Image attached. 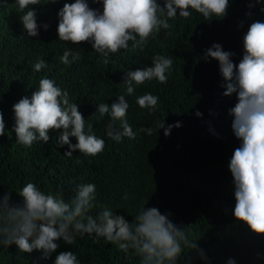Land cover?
<instances>
[{
  "label": "trees",
  "instance_id": "16d2710c",
  "mask_svg": "<svg viewBox=\"0 0 264 264\" xmlns=\"http://www.w3.org/2000/svg\"><path fill=\"white\" fill-rule=\"evenodd\" d=\"M48 2L41 0L43 6H32L38 24L50 25L47 31L41 27L38 37H29L23 30L15 0H8L7 6L0 8V110L6 123V134L0 138V196L12 191V200L21 202L15 192L32 182L45 193L63 192L68 200L81 183H93L97 202L129 222L140 206L146 205L158 208L162 214L171 212L174 223L190 227L209 260H201L196 250H185L181 264L187 259L191 264H228L230 258L236 264H264V239L252 234L233 215L235 186L229 163L241 141L233 133L229 109L235 106L237 97L235 93L223 95L219 62L204 57L205 49L220 43L225 51L236 53L232 60L238 65L244 51V34L255 20L264 22L261 5L250 9L251 0H230L228 16L223 20L205 21L195 12L188 20L178 15L170 21V37L165 39L162 30L143 50H133L130 42L129 50L111 56V62L105 65L91 44L77 46L58 40V10L74 0ZM158 2L163 5V0ZM89 4L103 11L102 4L92 0ZM249 11L253 13L251 18L246 15ZM241 21L243 28L239 27ZM161 41L166 47L160 46ZM66 48L80 51L83 59L70 67L61 64L59 57ZM157 53L174 61L167 84L153 80L136 86L128 96L123 82L127 71L152 66V57ZM38 59H44L48 67L34 72ZM44 76L69 92L70 102L78 104L86 124H91L94 133L106 141L101 154L87 157L77 150L67 157L64 153L68 146L56 144L55 131L50 132L46 144L34 142L26 148L17 143L12 106L24 96L30 98ZM149 92L160 101L151 114L136 104L138 96ZM117 95H125L130 105L127 119L133 131L151 127L152 135L138 133L135 140L124 138L120 143L107 137L110 117L98 120L96 106L117 102ZM197 111L203 115L198 117ZM177 122L182 126L173 128L167 137L164 129L157 127L158 123L167 127ZM70 139L77 143L75 137ZM125 194L127 199L122 198ZM100 210L95 208L91 214ZM57 243L59 248L47 260L40 259L39 251L23 253L16 245L0 246V264H54L61 251L73 252L81 264H139L138 257L126 256L95 234L77 236L74 245L62 239Z\"/></svg>",
  "mask_w": 264,
  "mask_h": 264
},
{
  "label": "clouds",
  "instance_id": "9594fccd",
  "mask_svg": "<svg viewBox=\"0 0 264 264\" xmlns=\"http://www.w3.org/2000/svg\"><path fill=\"white\" fill-rule=\"evenodd\" d=\"M59 2L49 0L48 4ZM15 3L23 30L29 37H38L41 27L45 31L49 29L47 23L38 24L36 9L32 7L43 6L41 0H15ZM92 3L102 4L103 11L90 7L89 0L63 4L57 13L58 40L77 46L91 44L105 65L111 62V56L129 50L130 42L133 50H143L162 30L165 39L170 37L173 28L170 21L178 15L188 20L195 12L205 21L223 20L231 6L230 0H163V5L158 0H92ZM7 4L8 0H0V8ZM256 5H261L259 10L264 13V0H251L248 7ZM246 15L251 18L253 13L249 11ZM243 26L241 21L239 27ZM160 46L166 47L163 41ZM243 49L238 65L232 60L236 53L225 51L220 43L205 49L204 57L206 61L211 58L219 62L221 87L225 88L223 95L235 93L237 97V103L229 109L233 133L241 141L229 163L235 186L233 215L252 234L264 239V22L251 23L243 36ZM59 59L61 64L70 67L83 57L80 51L66 48ZM173 63L171 57L157 53L152 57V66L128 70L123 79L127 95L131 96L136 86L153 80L167 84ZM47 67L44 59H38L33 70L41 72ZM117 96L118 101L111 105L96 106L98 120L110 117L107 137L120 143L124 138L135 140L138 133L152 135L151 127L133 131L127 119L130 105L125 95ZM159 103V97L150 92L136 98L139 108L147 109L149 114L158 109ZM12 110L16 141L26 148H31L34 142L48 143L50 132L55 131L58 133L56 144L68 146L69 150L64 153L67 157H72L77 150L84 156L95 157L105 149L106 141L94 133L91 124H86L78 104L70 102L69 92L47 76L39 80V87L30 98L22 97L13 104ZM196 115L203 114L197 111ZM181 126L180 122L167 127L165 123L157 124L159 129H164L166 137L173 128ZM5 134L6 123L0 110V138ZM71 137H75L77 143L73 144ZM74 191L75 195L66 200L63 192L45 193L35 183L28 182L15 192L22 198L21 202L12 200V191L0 196V246L16 245L23 253L39 251L40 259L47 260L59 248L57 241L62 239L74 245L77 236L95 234L116 245L126 256L138 257L139 264H181L185 250H196L201 260H209L195 241V232L174 223L171 212L162 214L156 207L141 205L129 222L125 216L114 214L107 205L97 202L95 184L81 183ZM122 198L128 197L125 194ZM95 208L101 210L93 215ZM54 264L81 262L73 252L61 251ZM183 264H191L190 259ZM228 264H236L235 259L230 258Z\"/></svg>",
  "mask_w": 264,
  "mask_h": 264
}]
</instances>
